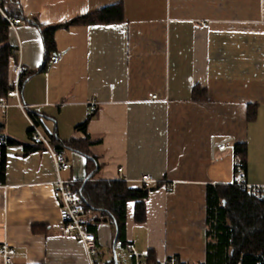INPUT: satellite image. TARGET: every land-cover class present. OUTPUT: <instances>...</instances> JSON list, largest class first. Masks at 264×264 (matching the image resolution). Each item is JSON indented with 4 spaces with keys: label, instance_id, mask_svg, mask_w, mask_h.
<instances>
[{
    "label": "crops",
    "instance_id": "1",
    "mask_svg": "<svg viewBox=\"0 0 264 264\" xmlns=\"http://www.w3.org/2000/svg\"><path fill=\"white\" fill-rule=\"evenodd\" d=\"M116 3L122 22L57 29L52 55L60 61L47 60L25 80L18 100L0 101L2 136L17 143L6 146L0 183V244L14 249L12 264H88L78 238L59 229L57 173L49 150L29 140L28 111L40 116L46 137L47 129L60 142L83 140L75 128L96 103L86 127L100 140L89 148L101 166L96 180L134 187L148 175L151 187L161 184L145 201L144 223L134 222L133 202L126 206L125 248L155 262L204 263L205 189L229 183L234 144L247 149L238 176L264 189V0H19L23 20L11 36L10 66L45 64L38 25L59 26ZM221 143L225 151L212 146ZM60 154L69 165L61 179L87 180V158ZM96 220L99 257L115 264L116 232L92 214Z\"/></svg>",
    "mask_w": 264,
    "mask_h": 264
},
{
    "label": "trees",
    "instance_id": "2",
    "mask_svg": "<svg viewBox=\"0 0 264 264\" xmlns=\"http://www.w3.org/2000/svg\"><path fill=\"white\" fill-rule=\"evenodd\" d=\"M1 7L9 17L23 20L19 0H2ZM123 21V8L120 3L104 7L96 12L78 17L65 24L55 27H42L41 38L45 49V64L37 71H23L19 87L36 72L46 69L47 60L55 52L54 33L57 29H67L78 25L113 24ZM12 32L0 16V101L6 100L10 90L9 67L15 59L16 46L11 41ZM195 95L200 91L195 89ZM198 97V96H197ZM196 98V97H195ZM28 115L35 125H43L40 116L28 111ZM88 118L75 131L84 134L83 140H68L60 142L53 132L47 135L50 146L60 154L69 150L87 158V180L73 182L71 191L80 197L83 208H89L92 214H97L101 221L109 223L117 231V244L126 247L125 221L127 203H134L133 219L142 224L146 219V205L149 194L161 184L146 187L140 184L131 187L127 182L96 180L101 166L89 148L100 143L91 140L86 132ZM248 120L254 119V111L249 110ZM43 131V130H42ZM0 136L2 126L0 125ZM6 145L1 148L0 183L4 182L5 149L6 146L17 144L14 140L6 139ZM234 173L243 176L246 172L247 149L243 143L233 146ZM61 155V154H60ZM98 220V219H97ZM96 222L87 227L93 232ZM205 260L203 264H264V189L258 194H251L245 189L233 185H207L205 189ZM149 262H155L149 254ZM112 264V263H111Z\"/></svg>",
    "mask_w": 264,
    "mask_h": 264
},
{
    "label": "built area",
    "instance_id": "3",
    "mask_svg": "<svg viewBox=\"0 0 264 264\" xmlns=\"http://www.w3.org/2000/svg\"><path fill=\"white\" fill-rule=\"evenodd\" d=\"M1 2L2 0H0V16L3 17L7 22L12 34L16 35L17 28L22 20L19 18L7 16V14L1 7ZM59 61L60 58L56 55H51L49 58V62L52 65H56ZM10 67V75L12 76V80L10 84V90L7 93V97H13L18 100V90L20 89L19 85L21 82V74L23 70L21 69L19 63L15 66ZM17 104L21 110H26V106L20 104L19 102ZM89 105V114L92 115L96 111V103L91 102ZM0 107H4V104L2 102H0ZM28 120L30 124L29 140L34 145H43L44 147H46L53 159V163L57 173V179L54 182L55 190L53 192V196L60 204L58 210L60 231L64 234H73L78 238V240L82 244L83 250L88 260V264H103L98 254L95 235L87 230V227L92 222L91 210L89 208H83V206L81 205L80 197H78L71 191L70 186L73 182L69 180H63L59 176L60 172L69 169L68 163L62 155L57 154L52 150L48 138L43 134L41 128L35 125L30 118ZM5 145V138L0 136V156L1 148ZM212 146L218 151H225L227 149L224 143L213 144ZM137 182L143 184L146 187H151L155 183V180H153L148 175H143L139 180H137ZM228 184H235L251 194H258L263 189L259 186H252L247 184L236 173H233ZM172 190V185H170L169 191ZM128 251L132 255V264H192L181 260L177 256H169L161 261L149 262V255L147 252L138 254L133 250V248H129ZM13 255L14 249L11 248L6 242L0 244V256L2 259L0 264H12Z\"/></svg>",
    "mask_w": 264,
    "mask_h": 264
},
{
    "label": "rangeland",
    "instance_id": "4",
    "mask_svg": "<svg viewBox=\"0 0 264 264\" xmlns=\"http://www.w3.org/2000/svg\"><path fill=\"white\" fill-rule=\"evenodd\" d=\"M138 186V185H134ZM115 256L118 264H132L131 254L125 247H117L115 250Z\"/></svg>",
    "mask_w": 264,
    "mask_h": 264
},
{
    "label": "water",
    "instance_id": "5",
    "mask_svg": "<svg viewBox=\"0 0 264 264\" xmlns=\"http://www.w3.org/2000/svg\"><path fill=\"white\" fill-rule=\"evenodd\" d=\"M46 131H48V130L46 129ZM48 133H49V131H48ZM116 242H117V231H116L115 238H114V241H113L114 255H115V248L120 247V245H117ZM114 262H115V264H117L115 257H114Z\"/></svg>",
    "mask_w": 264,
    "mask_h": 264
}]
</instances>
